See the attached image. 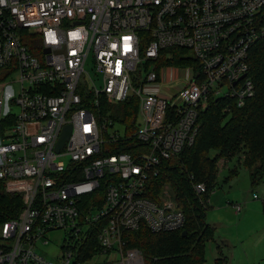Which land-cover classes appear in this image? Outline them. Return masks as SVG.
I'll list each match as a JSON object with an SVG mask.
<instances>
[{
	"label": "built area",
	"instance_id": "2783aa9c",
	"mask_svg": "<svg viewBox=\"0 0 264 264\" xmlns=\"http://www.w3.org/2000/svg\"><path fill=\"white\" fill-rule=\"evenodd\" d=\"M262 36L264 0H0V182L22 203L0 225V264H144L123 233L185 222L169 197L149 198L147 184L194 142L211 99L242 106L253 96L248 57ZM167 48L192 60L162 64L174 87L154 70ZM13 72L17 94L1 82ZM129 97L137 112L127 134L104 103ZM117 142L130 150L111 152ZM53 230L65 242L48 258L37 247ZM93 240L97 252L83 257Z\"/></svg>",
	"mask_w": 264,
	"mask_h": 264
},
{
	"label": "trees",
	"instance_id": "16d2710c",
	"mask_svg": "<svg viewBox=\"0 0 264 264\" xmlns=\"http://www.w3.org/2000/svg\"><path fill=\"white\" fill-rule=\"evenodd\" d=\"M182 50L163 49L161 64H186L190 57L179 58ZM168 56V57H167ZM185 59V60H182ZM249 73L255 92L242 106L227 98H213L199 115V127L194 142L179 153L162 161L158 172L152 176L145 194L151 199L169 197L185 215L182 228L168 232H152L141 224L135 230H127L122 237L124 248H136L141 252L144 264H203L205 242L212 237L213 227L205 220L208 194L217 185L220 162L235 159L229 170L236 175L245 168L251 187L257 185L264 171V36L249 51ZM1 79V78H0ZM111 115L126 125V133L134 130L137 99L129 97ZM117 142L111 152L129 151V146ZM205 182L207 190L194 191V182ZM22 207L20 195L5 191L0 182V225L14 218ZM264 215V199L262 200ZM185 230L186 234L182 235ZM98 247L93 240L80 251L90 258ZM216 264H228V258L220 255ZM101 264H107L104 261Z\"/></svg>",
	"mask_w": 264,
	"mask_h": 264
},
{
	"label": "rangeland",
	"instance_id": "374dc122",
	"mask_svg": "<svg viewBox=\"0 0 264 264\" xmlns=\"http://www.w3.org/2000/svg\"><path fill=\"white\" fill-rule=\"evenodd\" d=\"M153 65L154 64L151 63L148 67L151 68ZM85 68L91 76L95 77L96 73L93 71L89 62L86 63ZM163 68L164 66H162V64H158L154 69L157 77H159L162 82V86L174 87L178 84L177 80L167 81L161 78V76L163 77ZM17 79V72H13L1 80V82H9L13 87L14 93L17 94L19 91ZM158 88L164 89L161 86H149L148 89L157 90ZM121 103L122 102L112 101L110 103H104V107L107 112H114L120 107ZM113 119L114 124L119 126L118 120L115 117H113ZM234 162L235 159L233 158L228 162L226 161L222 166H219L221 162L218 165L217 185H215L214 189L208 194V204L210 208L206 213V219L214 223L213 221L220 219V217H224V220L227 218L224 221L226 224L218 226L215 231L218 233V230H223L232 236H242L246 239V252L242 247L240 249L239 245L234 247H223V254L228 258V264H264V215L262 212V200L264 199V171L262 180L252 188L245 168H240L236 175L229 174V170ZM235 204H241L244 209L247 208V215L244 220L238 223L235 221L231 223L229 222V219H231L230 213L220 211L225 209H232L234 211L233 206ZM215 231L214 235L216 236ZM250 231H253V235L250 234ZM46 236L49 240L48 244L40 248L37 247V251L48 253V258H54V255L61 254L60 247L65 242L63 240V231L53 230L48 232ZM215 236L214 238L216 239ZM215 243V241L211 240L205 242L204 256L206 261L214 259ZM245 257H247L248 260H246Z\"/></svg>",
	"mask_w": 264,
	"mask_h": 264
},
{
	"label": "crops",
	"instance_id": "0c3cea01",
	"mask_svg": "<svg viewBox=\"0 0 264 264\" xmlns=\"http://www.w3.org/2000/svg\"><path fill=\"white\" fill-rule=\"evenodd\" d=\"M225 163L226 162H221L219 166H222ZM211 201H212V199H211ZM208 202H209V200L207 198L208 208H207V210L205 212V220L211 227H213V232H212L213 235H212L211 238H208L207 241L211 240V241H215L216 242L215 243V248H214V250H215V255L214 256L215 257L211 261L204 260L203 264H216L215 263V259L217 257H219L221 254H223V247H226V246L227 247H230V246L234 247L236 245H239L240 249L242 247L243 250L246 252L247 246L245 244L246 239H244V237H242V236H232V235L226 233L223 230H218V233H217V231H215V229L218 226H222V224H226L224 221L227 218H225V220H224V217H220V219H217L216 221H213L214 223H211V222L207 221L206 213H207L208 209L210 208V205L208 204ZM235 205L233 206L234 211L232 209H225V210H221L220 211V212H226V213L229 212L230 213L231 219H229V222H231V223H233V221L238 223L239 221L244 220L246 215H247V208L244 209L243 206L240 204V209L237 210L235 208ZM214 231L216 232V236L214 235ZM250 234L253 235V231L252 232L250 231ZM214 236L216 237V239L214 238ZM245 258H246V260H248L247 257H245Z\"/></svg>",
	"mask_w": 264,
	"mask_h": 264
},
{
	"label": "water",
	"instance_id": "95a60500",
	"mask_svg": "<svg viewBox=\"0 0 264 264\" xmlns=\"http://www.w3.org/2000/svg\"><path fill=\"white\" fill-rule=\"evenodd\" d=\"M69 130H70V125H66L64 127V131L63 133L61 134L60 138H59V141H58V148L62 146L64 140L67 138L68 134H69ZM186 234V231L183 230L182 231V235H185Z\"/></svg>",
	"mask_w": 264,
	"mask_h": 264
}]
</instances>
